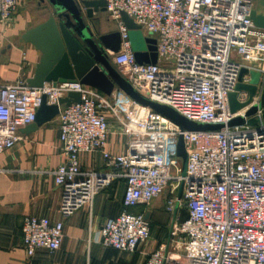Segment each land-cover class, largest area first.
I'll list each match as a JSON object with an SVG mask.
<instances>
[{
	"label": "built area",
	"instance_id": "2783aa9c",
	"mask_svg": "<svg viewBox=\"0 0 264 264\" xmlns=\"http://www.w3.org/2000/svg\"><path fill=\"white\" fill-rule=\"evenodd\" d=\"M104 1L120 35L119 49L109 52L110 59L130 86L188 120L222 127L181 129L119 88L107 96L78 81L43 82L39 87L0 84V155L20 139L19 129L34 121L43 97L56 104L70 92L80 95L79 102L61 106L57 114L63 161L52 174L61 190L60 218H23L25 255L57 250L63 219L91 206L96 194L123 180L124 208L104 220L97 238L102 246L137 250L149 237V221L127 208L166 194L164 210L172 215L168 243L159 245L144 264H264V121L259 106L264 28L251 19L255 0ZM16 6L17 0H0L1 26L10 24ZM121 12L156 39L155 64L136 62ZM243 67L260 73L257 90L245 107L231 113L228 94ZM249 81V73L243 74L242 83ZM247 98V92H237L239 102ZM254 105L255 113L245 116ZM236 116L256 122L228 126ZM109 118L125 137L122 152L107 148ZM179 136L187 154L185 175L176 154ZM82 153H99L104 170L83 169ZM175 236L180 254L170 249Z\"/></svg>",
	"mask_w": 264,
	"mask_h": 264
},
{
	"label": "crops",
	"instance_id": "0c3cea01",
	"mask_svg": "<svg viewBox=\"0 0 264 264\" xmlns=\"http://www.w3.org/2000/svg\"><path fill=\"white\" fill-rule=\"evenodd\" d=\"M262 0L254 1L257 11ZM70 4L81 11L84 27L91 36L117 30V26L102 23L98 17L105 11L93 13L91 19L83 12L80 1ZM66 16V19L64 17ZM49 16L76 30L75 21L60 0H17L10 24L0 25V84L26 82L33 76L41 52L23 40L26 30ZM112 66L115 68L112 60ZM117 71V70H116ZM107 148L112 152L125 149V137L109 118ZM20 139L0 155V264H144L148 255L159 245L168 243L172 215L164 210L166 194L148 204L129 207L132 213H142L149 221V237L133 252L120 251L98 243V232L107 217L123 210V180H117L95 195L91 206H83L63 219V238L60 247L48 252L39 249L28 258L22 248L21 226L25 216L60 218L58 205L61 190L53 183V170L63 161L62 145L58 139V119L52 118L34 130H19ZM81 167L103 171L99 153H82Z\"/></svg>",
	"mask_w": 264,
	"mask_h": 264
},
{
	"label": "water",
	"instance_id": "95a60500",
	"mask_svg": "<svg viewBox=\"0 0 264 264\" xmlns=\"http://www.w3.org/2000/svg\"><path fill=\"white\" fill-rule=\"evenodd\" d=\"M45 0H39L44 2ZM70 12V17L76 23V30L70 31L67 24L58 21L54 16H49L42 23L25 31L22 38L26 42L32 43L41 52L40 59L36 64L33 76L26 80L30 87H39L43 82H74L92 87L103 94L109 96L113 89L119 88L134 101L144 106L150 107L153 111L168 118L181 129L189 131L217 130L222 127L220 124H201L188 120L179 115L172 108L150 101L136 92L130 84L115 70L110 61L109 52L115 53L119 49L120 35L118 30L110 33L98 35L94 39L87 27L82 22L81 11L75 9L71 0H60ZM54 3V0H49ZM262 9L257 11L253 8L251 19L260 28H264V0L261 2ZM85 16L89 19L97 11H105L104 0H81ZM65 19L66 16L64 15ZM121 21L127 28L128 40L134 58L139 64H155L157 62L156 39L143 34L140 26L134 22L125 12L120 14ZM249 73V83H242V76ZM260 73L248 71L243 67L240 71L238 82L234 91L228 94V104L231 113L245 107L255 95ZM245 91L248 98L245 102L237 100V92ZM80 95L70 92L66 96L58 99L56 104H47L42 98L41 104L36 111L34 121L19 130L26 132L36 129L46 121L56 117L59 109L63 105L79 102ZM259 106L263 107L262 120L264 121V83L259 97ZM257 105L251 106L245 111V116L249 117L255 113ZM254 125L255 120L249 118L244 120L241 116L232 118L227 125L234 126L243 123ZM176 154L182 162V174H186L187 154L184 148L182 137L179 136ZM181 189L179 190V196ZM147 219V217L145 216Z\"/></svg>",
	"mask_w": 264,
	"mask_h": 264
},
{
	"label": "rangeland",
	"instance_id": "374dc122",
	"mask_svg": "<svg viewBox=\"0 0 264 264\" xmlns=\"http://www.w3.org/2000/svg\"><path fill=\"white\" fill-rule=\"evenodd\" d=\"M98 19L100 21H102V23H106V22L109 21V23L112 24V25H115L116 24L115 21H113V20L109 19L108 17H106V15L103 14V13L98 17ZM116 26H117V24H116ZM56 117H57V115H56ZM18 134L20 135V133H18ZM181 168H182V162H181ZM180 189H181V187L179 188V190ZM179 190L177 191V195H179ZM170 228H171V226H170ZM178 238L179 237L175 236L174 238L171 239V242H170V249H172L173 252L176 253V254H180L181 253V245L180 244L179 245L176 244V242H179L180 241V239H178Z\"/></svg>",
	"mask_w": 264,
	"mask_h": 264
}]
</instances>
